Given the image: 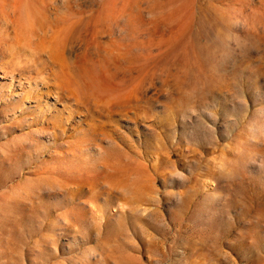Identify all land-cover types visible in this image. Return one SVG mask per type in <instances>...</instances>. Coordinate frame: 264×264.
<instances>
[{
  "label": "rangeland",
  "instance_id": "1",
  "mask_svg": "<svg viewBox=\"0 0 264 264\" xmlns=\"http://www.w3.org/2000/svg\"><path fill=\"white\" fill-rule=\"evenodd\" d=\"M0 264H264V0H0Z\"/></svg>",
  "mask_w": 264,
  "mask_h": 264
}]
</instances>
